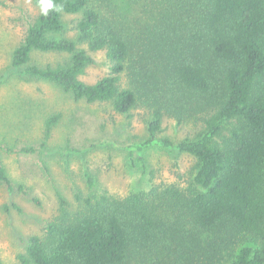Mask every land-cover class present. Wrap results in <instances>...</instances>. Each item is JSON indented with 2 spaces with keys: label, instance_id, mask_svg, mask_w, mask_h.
<instances>
[{
  "label": "trees",
  "instance_id": "16d2710c",
  "mask_svg": "<svg viewBox=\"0 0 264 264\" xmlns=\"http://www.w3.org/2000/svg\"><path fill=\"white\" fill-rule=\"evenodd\" d=\"M34 1L40 14L12 66L76 101L119 114L145 109L149 137L127 147L133 168L153 147L196 164L181 183L125 197L78 195L77 211L58 194L57 214L29 238L21 264H264V0H158L145 22L132 24L110 0H51L46 15ZM65 15L81 16L75 39L64 36ZM79 45L105 52L110 74L82 81L95 61ZM37 52L69 59L42 66ZM165 118L200 131L175 143L160 137ZM59 120H46L45 144ZM0 184L26 193L1 161Z\"/></svg>",
  "mask_w": 264,
  "mask_h": 264
},
{
  "label": "rangeland",
  "instance_id": "374dc122",
  "mask_svg": "<svg viewBox=\"0 0 264 264\" xmlns=\"http://www.w3.org/2000/svg\"><path fill=\"white\" fill-rule=\"evenodd\" d=\"M110 1L119 16L132 24L145 22L158 0L134 6L129 0ZM39 14L34 0H0V161L13 184L23 186L26 192L10 195L0 184L2 264H21L19 255L25 253L29 238L42 235L45 223L57 214L58 194L77 211L78 195L86 198L108 192L125 197L148 191L153 185L181 183L196 164L187 154L153 147L133 168L127 147L149 137L151 116L145 109L119 114L110 104L76 101L54 84L21 75L12 66L13 53ZM80 18L64 16L65 37L76 38ZM79 46L95 61L82 81L94 84L110 74L105 52L92 53L86 45ZM67 59V55L33 54L34 62L42 66ZM51 115H60V120L45 144V123ZM199 131V125L188 122L178 126L165 118L160 137L177 143ZM27 148L35 152L24 153ZM87 175L96 181L94 189L89 187Z\"/></svg>",
  "mask_w": 264,
  "mask_h": 264
},
{
  "label": "clouds",
  "instance_id": "9594fccd",
  "mask_svg": "<svg viewBox=\"0 0 264 264\" xmlns=\"http://www.w3.org/2000/svg\"><path fill=\"white\" fill-rule=\"evenodd\" d=\"M41 4H42L43 13L45 15L47 14L48 9L53 7L51 0H41Z\"/></svg>",
  "mask_w": 264,
  "mask_h": 264
}]
</instances>
